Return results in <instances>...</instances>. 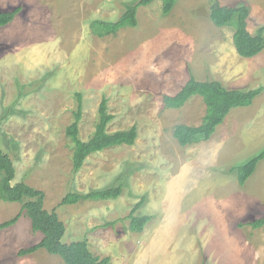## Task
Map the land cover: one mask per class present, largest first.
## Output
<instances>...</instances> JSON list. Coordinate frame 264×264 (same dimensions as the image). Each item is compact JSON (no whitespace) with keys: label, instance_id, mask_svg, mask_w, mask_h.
I'll list each match as a JSON object with an SVG mask.
<instances>
[{"label":"rangeland","instance_id":"rangeland-1","mask_svg":"<svg viewBox=\"0 0 264 264\" xmlns=\"http://www.w3.org/2000/svg\"><path fill=\"white\" fill-rule=\"evenodd\" d=\"M138 0H0V11L21 7L0 25V149L16 167L14 182L46 193L45 208L64 221L65 242L87 239L92 252L112 264H264V158L241 184L235 166L264 150V91L233 108L210 139L180 140L177 124L199 125L203 89L181 108L163 109L190 79L220 80L249 90L264 86V50L239 55L230 26L211 19L216 0H176L165 13L162 1L142 5L137 26L103 37L95 19L115 21L126 3ZM250 6L248 29L264 26V0H217ZM83 98L80 137L87 140L105 96L113 114L107 130L138 128L133 145L90 154L78 171L66 128ZM117 198L62 204L69 192L85 193L118 184ZM135 215H150L141 232L130 229ZM0 199V222L21 211ZM41 232L22 214L0 229V264H66L41 248Z\"/></svg>","mask_w":264,"mask_h":264},{"label":"trees","instance_id":"trees-1","mask_svg":"<svg viewBox=\"0 0 264 264\" xmlns=\"http://www.w3.org/2000/svg\"><path fill=\"white\" fill-rule=\"evenodd\" d=\"M155 0H138L134 4H124L125 9L115 21L95 19L91 22L92 31L100 36L116 34L121 28L137 26V11L142 5H147ZM165 13L170 12L176 0H161ZM21 11V7L11 10L0 11V25H7L14 20ZM250 6L241 3L236 6L222 5L216 0L211 6V19L219 24L230 26L233 31V43L236 51L243 57H254L264 50V26L255 33L248 29V17ZM203 89H209L213 94L206 99V112L199 125L177 124L174 127V135L180 140L200 142L211 138L213 133L222 124L235 107H243L252 104L253 100L264 91V86L242 90L227 87L220 80L201 81L191 73L190 79L175 94H164L162 100L163 109L181 108L195 94ZM77 107L73 112L74 118L67 126L66 133L69 136L72 147V161L74 170L78 171L85 163L90 154L100 152L106 148L117 145H133L138 136V128L133 125L129 129L109 132L107 126L113 119V114L108 112V99L104 96L99 105V119L95 124L94 131L87 140L80 137V122L83 116V96L76 93ZM264 158V150L248 162L235 166L238 179L244 184L254 173L258 162ZM16 167L11 156L0 149V199L7 202H19L22 204L21 211L15 217L0 222V229L14 225L22 214H25L31 222L35 232L43 234L42 239L31 246L19 250L20 256L29 255L41 248L49 253L60 256L66 264H112L109 256L101 257L92 252L87 239L64 241L66 226L56 210L45 208L46 193L44 190L25 182H14ZM123 185L118 184L85 193L69 192L62 199V204H73L85 200H107L121 195ZM144 200L138 202L131 214L130 229L141 232L150 221V215H135V211L141 207ZM255 228L264 225V218L250 222Z\"/></svg>","mask_w":264,"mask_h":264}]
</instances>
